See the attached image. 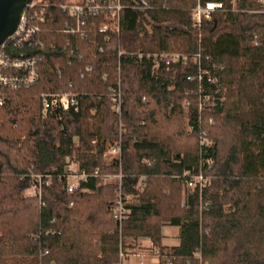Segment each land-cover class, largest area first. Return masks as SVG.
Wrapping results in <instances>:
<instances>
[{
  "label": "trees",
  "instance_id": "16d2710c",
  "mask_svg": "<svg viewBox=\"0 0 264 264\" xmlns=\"http://www.w3.org/2000/svg\"><path fill=\"white\" fill-rule=\"evenodd\" d=\"M194 3L122 0L119 33L93 44L61 33L65 14L53 9L24 45L42 58L33 86L2 94L0 264H116L119 248L138 247L140 236L158 264H264V13L238 0L196 29ZM162 51L185 59L153 70L138 57ZM198 53L215 82L196 79ZM117 85L120 114L109 95ZM68 90L79 94L78 110L41 123L40 94ZM118 139L119 157L109 153ZM67 157L98 170L71 193L56 177ZM119 171L130 210L120 230L110 211L116 185L102 179ZM199 171L208 182L189 193ZM31 174L51 183L23 197ZM164 224L178 227L177 245H161Z\"/></svg>",
  "mask_w": 264,
  "mask_h": 264
},
{
  "label": "built area",
  "instance_id": "2783aa9c",
  "mask_svg": "<svg viewBox=\"0 0 264 264\" xmlns=\"http://www.w3.org/2000/svg\"><path fill=\"white\" fill-rule=\"evenodd\" d=\"M253 1L259 4L261 9H246V11L264 13V0ZM237 2L238 0H195L190 10L191 26L200 29L202 22L210 19L214 14H219L225 18L229 12H234L238 9ZM123 8L122 0H31L26 5L14 32L0 44V106L3 104L2 94L6 90L29 88L37 82L39 78V62L42 54H31L25 52L23 49L25 44H27V47L32 45L35 35L40 32L41 25L49 17H52L53 9H59L65 14L59 28L61 33L80 36L83 39H88L93 44L100 34H103V40L107 41L109 34L119 33ZM254 38L256 39L257 35H254ZM66 44L72 48L69 40ZM41 47H43L42 44ZM98 47L100 50L103 49L101 45ZM71 52H73V48ZM143 56L151 61V68L153 70L159 69L162 65L168 67L179 58L185 59L184 55L170 51L138 54L139 58ZM194 59L198 66L196 79L200 81L203 75L206 74V80L209 83L215 82L216 76H212L209 74V71L201 69V57L199 53ZM92 69L91 64L86 65L81 73V77L91 75ZM190 79L194 78L191 76ZM109 95L113 102L114 111L120 114L121 98L119 85L113 89L111 88ZM205 99H208V96H205ZM183 105H187V103L185 102ZM79 106V94L72 90L65 92H43L40 94V114L43 118L54 116L56 119L61 120L71 110L77 111ZM120 125L121 123H119ZM200 142L201 145L207 143L205 139H202ZM109 152L112 155L120 156L121 147L119 139L110 147ZM66 163L67 167L65 171L62 174H57L56 177L58 180L65 178L66 190L69 193L75 191L81 182H86L91 174H98V170L88 174L83 169H73L72 165L74 162L71 157L66 158ZM31 176L34 181L29 188L34 193H40L43 184L49 185L51 183L50 174H46L45 176L31 174ZM102 179L104 181H114L116 185L115 197L110 211L120 230L130 211L127 207L129 201L122 194L121 190V171L114 174H106ZM207 182L208 177L202 171H199L187 180L186 185L189 193H191L196 188L201 190ZM127 256L128 253L120 247L116 264H124Z\"/></svg>",
  "mask_w": 264,
  "mask_h": 264
},
{
  "label": "crops",
  "instance_id": "0c3cea01",
  "mask_svg": "<svg viewBox=\"0 0 264 264\" xmlns=\"http://www.w3.org/2000/svg\"><path fill=\"white\" fill-rule=\"evenodd\" d=\"M168 225L169 224H164ZM171 226V225H170ZM161 226V245L163 246H175L179 242L178 238V227L177 233L174 234V231H169L164 233ZM138 247L128 251V256L124 264H158L157 250L152 246V242L148 237L140 236L138 239Z\"/></svg>",
  "mask_w": 264,
  "mask_h": 264
},
{
  "label": "water",
  "instance_id": "95a60500",
  "mask_svg": "<svg viewBox=\"0 0 264 264\" xmlns=\"http://www.w3.org/2000/svg\"><path fill=\"white\" fill-rule=\"evenodd\" d=\"M31 0H0V44L16 29L20 17Z\"/></svg>",
  "mask_w": 264,
  "mask_h": 264
},
{
  "label": "rangeland",
  "instance_id": "374dc122",
  "mask_svg": "<svg viewBox=\"0 0 264 264\" xmlns=\"http://www.w3.org/2000/svg\"><path fill=\"white\" fill-rule=\"evenodd\" d=\"M40 114V112H39ZM39 118H40V122L42 123L45 118H43L41 116V114L39 115ZM110 153V152H109ZM74 162V161H73ZM79 166V161H75L74 164L72 165V168L73 169H77ZM36 193H34L29 187L26 188V190L23 192V197H28V198H31V197H34ZM164 227L162 228L163 232L164 233H168L169 231H174V234L177 233V228L175 226H168V225H163Z\"/></svg>",
  "mask_w": 264,
  "mask_h": 264
}]
</instances>
